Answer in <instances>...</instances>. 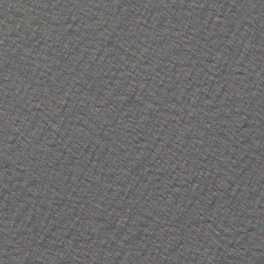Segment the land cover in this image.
<instances>
[{"label": "water", "instance_id": "obj_1", "mask_svg": "<svg viewBox=\"0 0 264 264\" xmlns=\"http://www.w3.org/2000/svg\"><path fill=\"white\" fill-rule=\"evenodd\" d=\"M0 264H264V0H0Z\"/></svg>", "mask_w": 264, "mask_h": 264}, {"label": "snow or ice", "instance_id": "obj_2", "mask_svg": "<svg viewBox=\"0 0 264 264\" xmlns=\"http://www.w3.org/2000/svg\"><path fill=\"white\" fill-rule=\"evenodd\" d=\"M0 43H2V41H0Z\"/></svg>", "mask_w": 264, "mask_h": 264}]
</instances>
